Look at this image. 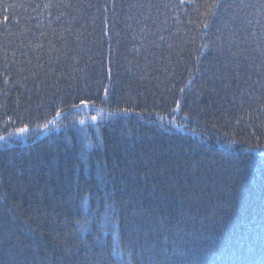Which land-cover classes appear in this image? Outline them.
<instances>
[{
  "label": "trees",
  "instance_id": "16d2710c",
  "mask_svg": "<svg viewBox=\"0 0 264 264\" xmlns=\"http://www.w3.org/2000/svg\"><path fill=\"white\" fill-rule=\"evenodd\" d=\"M0 137V264H264V0H0Z\"/></svg>",
  "mask_w": 264,
  "mask_h": 264
},
{
  "label": "snow or ice",
  "instance_id": "6c2138e0",
  "mask_svg": "<svg viewBox=\"0 0 264 264\" xmlns=\"http://www.w3.org/2000/svg\"><path fill=\"white\" fill-rule=\"evenodd\" d=\"M205 27H207V25H205ZM189 83H191V81H189ZM74 107H76V108H80V107L88 108V107H89V102H88L87 100L81 99L80 103H79L78 105H74ZM124 111L127 112V109H125ZM56 115L59 116L60 113L57 112ZM91 119H92L93 121H95V120L97 119V117H96V116H92ZM161 119H163V117H161ZM52 123H55V121H52ZM80 123H81V124H84L85 121L82 119V120L80 121ZM44 127L47 128L48 125L46 124V125H44ZM27 132H28V128H27V126H24V127L18 128V129L16 130V133H15V134H17V135H21V136H22V135L26 134ZM10 135H11V134H10ZM225 135H227V133H226ZM0 139H7V137H0Z\"/></svg>",
  "mask_w": 264,
  "mask_h": 264
},
{
  "label": "rangeland",
  "instance_id": "374dc122",
  "mask_svg": "<svg viewBox=\"0 0 264 264\" xmlns=\"http://www.w3.org/2000/svg\"><path fill=\"white\" fill-rule=\"evenodd\" d=\"M16 133V131L13 133V136H15V137H19V136H21V135H17V134H15Z\"/></svg>",
  "mask_w": 264,
  "mask_h": 264
}]
</instances>
